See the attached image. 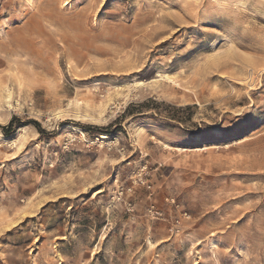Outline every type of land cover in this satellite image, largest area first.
Returning a JSON list of instances; mask_svg holds the SVG:
<instances>
[{
    "label": "rangeland",
    "instance_id": "obj_1",
    "mask_svg": "<svg viewBox=\"0 0 264 264\" xmlns=\"http://www.w3.org/2000/svg\"><path fill=\"white\" fill-rule=\"evenodd\" d=\"M0 264H264V0H0Z\"/></svg>",
    "mask_w": 264,
    "mask_h": 264
},
{
    "label": "trees",
    "instance_id": "obj_2",
    "mask_svg": "<svg viewBox=\"0 0 264 264\" xmlns=\"http://www.w3.org/2000/svg\"><path fill=\"white\" fill-rule=\"evenodd\" d=\"M12 122H13V118L10 119V121H9V123H8L7 126H1L2 129H4V130H3V133H4V134H9V133L11 132V130H10L11 128H10V127H11V125H12Z\"/></svg>",
    "mask_w": 264,
    "mask_h": 264
}]
</instances>
